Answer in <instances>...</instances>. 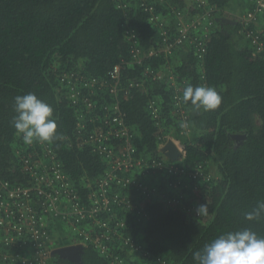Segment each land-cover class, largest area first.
I'll use <instances>...</instances> for the list:
<instances>
[{"label": "trees", "instance_id": "trees-1", "mask_svg": "<svg viewBox=\"0 0 264 264\" xmlns=\"http://www.w3.org/2000/svg\"><path fill=\"white\" fill-rule=\"evenodd\" d=\"M202 1L0 0V174L4 178L12 180L19 174L13 155V147L21 140L12 125L14 97L33 92L51 105L59 138L47 143L54 148L75 189L84 194L83 184L94 182L106 165L88 145L79 144L78 115L90 112L82 101L77 106L71 104L60 77L72 73L84 79L106 78L120 60H132L133 38L143 59L141 64L123 69L124 80L140 76L145 66L154 70L163 66L168 68L167 74L176 76L177 84L184 81L175 91L174 79L149 78L141 90L135 89L129 98L121 99L126 122L139 133L135 141L138 152L150 154L160 144L158 135H174L182 144L181 159L176 163L188 168L202 164L211 177L199 196L191 195L196 207L208 204L207 216H191L164 198L153 196L145 204V218L119 215L125 220L119 230L123 237L132 238L136 249L122 246L116 239L109 251L113 256H103L92 243L80 245L79 260L61 259L65 264H115L114 256L123 264H159L157 258L166 264H197L193 253L221 234L250 228L264 237V218H245L258 201H264V49L254 58L241 33L239 15L252 8L249 0ZM207 9H211L210 24L202 41L205 51L201 58L189 44L170 56L147 55L157 46L160 20L168 24L172 36L176 12L189 20ZM157 16L160 20L152 25ZM262 21L264 14L249 27L264 41L259 25ZM200 73L205 84L222 96V103L205 112L195 110L190 101L183 102L188 111V132L194 134L187 141L179 133L181 123L172 114L173 96L179 94L183 100L187 84L203 85ZM95 87L92 99L98 105L111 100L105 89ZM150 100L160 108L158 124L148 109ZM235 135L244 137H232ZM33 143L38 147L37 141ZM13 165L14 176L10 173Z\"/></svg>", "mask_w": 264, "mask_h": 264}, {"label": "built area", "instance_id": "built-area-1", "mask_svg": "<svg viewBox=\"0 0 264 264\" xmlns=\"http://www.w3.org/2000/svg\"><path fill=\"white\" fill-rule=\"evenodd\" d=\"M198 1V4L203 2ZM249 2L252 8L240 14L239 18L241 33L256 58L264 49V41L258 31L250 29L249 24L257 23L264 14V0ZM210 10L189 20L181 12H176L173 15L176 22L172 24L175 34L172 36L168 33V24L161 21V17L152 19V25H157L160 20L161 29L156 34L157 46L151 47L147 55L163 53V56H170L181 46L189 44L194 46L196 55L201 58L205 51L202 41L207 38ZM130 52L132 60H120L108 70L106 78L84 79L72 73H64L60 77L71 104L77 106L82 101L90 112L89 115H78L79 144L88 145L91 152L106 165L94 182L83 184L86 189L84 194L75 189L50 143L37 142L36 147L34 143L27 145L19 140V144L13 147L19 174L15 175L14 165L10 169L11 175H15L12 180L0 174V264H55V257L52 256L58 254L54 250L73 244L92 243L101 255L113 256L109 251L116 239L121 241L122 246L136 249L132 238L123 237L119 230L125 225V220L119 215L122 213L136 220L145 218V204L153 196L164 198L172 207L198 217L191 195L199 196L201 187L211 178L202 164L188 168L176 163L181 156L178 160L168 159L161 148L168 139H173L164 134L158 135L160 144L152 153L145 155L138 152L135 145L138 130L126 122V114L121 107V99L129 98L135 89L141 90L149 78L174 79L175 91L183 87L184 81L177 84L176 76L167 74L168 68L163 66L161 70L145 66L140 76L124 80L123 69L127 65L141 64L143 59L134 38ZM199 75L202 84L206 85L204 74ZM94 86L105 89L111 100L98 105L92 99ZM82 89L88 91L83 92ZM183 102L179 94L173 96L172 114L179 123L187 122L188 118ZM96 106H99L98 110ZM148 109L158 124L162 115L154 100L149 101ZM86 119L92 126H88ZM188 131V127L181 128L179 133L182 135ZM177 147L182 152V148ZM187 198L190 200H184ZM54 242L59 244L52 246ZM157 261L166 264L161 258ZM113 262L123 264L117 256H114Z\"/></svg>", "mask_w": 264, "mask_h": 264}, {"label": "clouds", "instance_id": "clouds-1", "mask_svg": "<svg viewBox=\"0 0 264 264\" xmlns=\"http://www.w3.org/2000/svg\"><path fill=\"white\" fill-rule=\"evenodd\" d=\"M183 101L197 111H212L222 103V96L213 86L187 84L183 90ZM13 110L16 115L12 125L23 143L31 145L37 142H52L59 138L57 122L53 118L51 105L42 101L33 92L14 97ZM181 128H187L188 123L182 122ZM197 216L208 215V204L196 207ZM247 220L264 218V201H258L256 206L245 213ZM197 264H264V237L259 236L250 228L229 231L219 235L203 248L193 253Z\"/></svg>", "mask_w": 264, "mask_h": 264}, {"label": "water", "instance_id": "water-1", "mask_svg": "<svg viewBox=\"0 0 264 264\" xmlns=\"http://www.w3.org/2000/svg\"><path fill=\"white\" fill-rule=\"evenodd\" d=\"M232 137L243 138L244 135H235ZM164 155L170 160H178L181 156V150L177 147L173 140L168 139L161 148ZM80 246L77 244L64 246L60 249L54 250V253L61 254L65 258H70L73 261L79 260Z\"/></svg>", "mask_w": 264, "mask_h": 264}, {"label": "rangeland", "instance_id": "rangeland-1", "mask_svg": "<svg viewBox=\"0 0 264 264\" xmlns=\"http://www.w3.org/2000/svg\"><path fill=\"white\" fill-rule=\"evenodd\" d=\"M261 23V29H263L264 30V22L262 21V22H260ZM193 110V109H192ZM196 110V109H195ZM257 121H259V119L257 118L256 119ZM183 135V136H182ZM182 135H181V137H183V138H185L187 141L188 140H191V139H193L194 137V134H193V132H186L185 134L184 133H182ZM170 138H172L173 139V141L175 142V144L177 145V146H180V148H182V144H181V142H180V138H177V137H175L174 135L171 137L170 136ZM57 244H59V242H54L53 244H52V246H56ZM53 249H54V247H53ZM53 258L54 257H56V254H53V256H52ZM55 264H65V261H63V260H61V259H57L56 260V262H55Z\"/></svg>", "mask_w": 264, "mask_h": 264}, {"label": "flooded vegetation", "instance_id": "flooded-vegetation-1", "mask_svg": "<svg viewBox=\"0 0 264 264\" xmlns=\"http://www.w3.org/2000/svg\"><path fill=\"white\" fill-rule=\"evenodd\" d=\"M57 259H63V260H65L66 258H65L63 255L58 254V255H56V257H55V261H56Z\"/></svg>", "mask_w": 264, "mask_h": 264}, {"label": "crops", "instance_id": "crops-1", "mask_svg": "<svg viewBox=\"0 0 264 264\" xmlns=\"http://www.w3.org/2000/svg\"><path fill=\"white\" fill-rule=\"evenodd\" d=\"M259 25H261V23H260ZM54 259H55V258H54Z\"/></svg>", "mask_w": 264, "mask_h": 264}]
</instances>
